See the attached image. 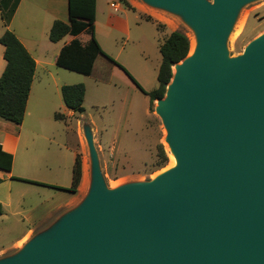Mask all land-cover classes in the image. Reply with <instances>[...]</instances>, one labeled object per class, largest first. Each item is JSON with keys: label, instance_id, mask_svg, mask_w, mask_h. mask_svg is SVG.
Instances as JSON below:
<instances>
[{"label": "water", "instance_id": "95a60500", "mask_svg": "<svg viewBox=\"0 0 264 264\" xmlns=\"http://www.w3.org/2000/svg\"><path fill=\"white\" fill-rule=\"evenodd\" d=\"M141 1L195 35L155 106L176 164L111 188L85 123L87 192L0 264H264V32L228 50L257 0Z\"/></svg>", "mask_w": 264, "mask_h": 264}, {"label": "rangeland", "instance_id": "374dc122", "mask_svg": "<svg viewBox=\"0 0 264 264\" xmlns=\"http://www.w3.org/2000/svg\"><path fill=\"white\" fill-rule=\"evenodd\" d=\"M134 1L148 11L149 14H146V17L154 19L161 26L159 27L153 21H147L141 13L130 9L123 2L98 0L94 24L95 36L110 55L113 57L119 55L118 61L126 64L131 62L133 64L129 65L131 69L134 70V66L137 68H142V65L147 66L145 74L150 83L142 80V84L146 90L151 91L158 85V60L161 59L159 46L166 37L160 18L166 16L179 22V29L190 39L189 54L195 35L176 16L150 8L141 0ZM111 2H120L122 10L116 11L111 7ZM17 19L13 23L15 28H17ZM138 21L142 23V26L137 25ZM121 23L126 27H121ZM30 25L31 31L28 33L33 36L35 42L46 44L50 41V25L47 18L36 15L32 18ZM4 30L0 14V34ZM263 32L264 0H257L244 6L240 11L228 39V50L231 56L242 53L245 46ZM142 36L145 37L143 41L140 40ZM90 39L91 32L84 31L81 40L85 42ZM2 49L3 46L0 44L1 59ZM51 53V51L47 52L45 56H50ZM60 69L67 75V81L70 84H85V112L77 113L75 117L64 114L65 118L61 119L62 122L54 124L55 126H53L55 121L52 120L51 112L44 113V116H48L52 122L51 130L55 134L57 143L67 144L77 151L79 149L84 166V181L86 158L89 157L83 130L85 123H90L93 127L102 171L109 187L114 188L133 181H147L171 167L170 161L173 155L165 141L166 130L155 112L156 101L151 106L149 97L141 90L130 89L123 83L117 82L115 78L112 82L101 83L85 74L63 67ZM61 102L63 103V99ZM31 104H35V100ZM45 105L48 103L45 102ZM54 108L57 109V107ZM57 112L62 113L60 109H57ZM45 142L49 145L48 140ZM159 145H163L168 155V161L163 167H158ZM20 187H26V185L8 178L0 183V201L5 205L4 213L0 215V257L16 252L30 238L48 226L47 223L40 222L41 215L47 210L42 193H22ZM31 226L34 229L29 231Z\"/></svg>", "mask_w": 264, "mask_h": 264}, {"label": "crops", "instance_id": "0c3cea01", "mask_svg": "<svg viewBox=\"0 0 264 264\" xmlns=\"http://www.w3.org/2000/svg\"><path fill=\"white\" fill-rule=\"evenodd\" d=\"M13 1L14 0H10L8 5H11ZM126 1L130 5L127 6L123 2L127 7L141 13L147 21L150 20L157 23L154 19L146 17V14L149 13L146 9L141 7L142 5L140 3H136L134 0ZM120 2H116L118 6L117 8H114L116 11L122 10ZM36 15H43L47 18L50 29L55 20L69 22V0H19L9 24L6 27L4 26L5 30L9 29L17 35L34 57L36 61V69L23 122L21 124H16L0 117V144L4 151L13 155V166L11 171L0 169V178L2 180L8 178L16 180L21 184H25L26 187H20L22 193H42L44 197L43 201L47 205V210L41 215L40 222L49 225L63 212L77 205L85 194L84 166L77 192L66 190L72 184L73 167L76 156L80 153L79 149L77 151L76 149L67 146V144L57 143L55 140V134L52 132L51 128L55 126L54 124H57V122H62V120L55 118L57 109H60L62 114H65L68 117L76 116V113L67 108L64 100L63 103L61 102L63 99L61 88L63 85L70 84V82L67 81V75L60 71V68L62 67L57 65L58 55L62 47L69 44L74 38L79 39L84 45L87 44L89 40H86L85 42L81 40V37L84 34V32H82L77 36L66 35L58 42H52L50 40L46 44H39L35 42L36 40L33 39V36L28 33L31 31L30 23L32 18H35ZM16 18H18L17 28L13 27ZM110 19H112V17H110ZM160 20L162 21V30L165 31L166 37L171 32L180 30L179 22L175 19L163 16ZM137 25L142 26V23L138 21ZM121 27L126 26L121 23ZM142 39H145V37L142 36L140 40L143 41ZM4 50L5 48L3 46V56L2 59L0 58V77L7 63L4 59ZM50 51L52 52L50 56H45V54ZM118 57L119 55L114 58L117 60ZM161 61L162 55L161 59L158 60V72ZM118 62L128 70L142 87H144L142 80L150 83L145 74V71L148 69L147 66L142 65V68L134 66L133 70L129 67V65H133L131 62H128L129 64L120 61ZM155 70L157 71V67ZM114 78L117 82L123 83L130 89H139L126 72L119 66L113 68L111 80L109 82H112ZM158 85L155 88H157ZM155 88H153V90ZM33 100H35V104H31ZM45 102H47L48 105H45ZM54 107H57V109ZM50 112L52 113V120L55 121L53 126L48 116H44V113L50 114ZM30 117L31 119H27ZM45 140L49 141V145L46 144ZM19 179H25V181ZM26 180L33 182H28ZM2 204L4 207V203ZM32 229H34L33 226L29 228V231Z\"/></svg>", "mask_w": 264, "mask_h": 264}, {"label": "trees", "instance_id": "16d2710c", "mask_svg": "<svg viewBox=\"0 0 264 264\" xmlns=\"http://www.w3.org/2000/svg\"><path fill=\"white\" fill-rule=\"evenodd\" d=\"M18 1L14 0L11 5H8L10 0H0L1 17L5 27L9 24ZM120 1L130 6L126 0ZM96 15L97 0H69V22L55 20L50 29L49 39L52 42H58L66 35L77 36L86 30L91 32V39L84 45L79 39L74 38L69 44L64 45L58 55L57 65L104 83L111 80L113 68L119 66L132 79L139 90L149 97L152 106L157 99L165 95L166 87L173 75V66L189 54V37L185 32L175 30L163 40L160 45L162 61L157 77L159 85L154 90L147 91L123 65L102 48L95 36ZM158 26L161 25L158 23ZM0 44L5 48L4 59L7 62L0 77V117L21 124L26 114L36 61L17 35L9 29H6L0 36ZM61 93L67 108L76 114L85 112L86 86L84 83L63 85ZM55 118L61 120L65 118V115L56 112ZM158 155L160 159L158 167H163L168 161V155L163 145H159ZM12 166L13 155L4 151L0 144V169L11 171ZM82 169V155L78 153L73 167L72 184L66 190L77 192L82 178ZM19 180L25 181V179ZM2 181L0 178V183ZM3 213L4 207L0 201V215Z\"/></svg>", "mask_w": 264, "mask_h": 264}, {"label": "bare ground", "instance_id": "6f19581e", "mask_svg": "<svg viewBox=\"0 0 264 264\" xmlns=\"http://www.w3.org/2000/svg\"><path fill=\"white\" fill-rule=\"evenodd\" d=\"M195 45H196V41L194 40L193 44H192L191 53L193 52ZM170 164H171L170 166H173L176 164V160H175L174 156H172ZM90 170H91L90 159L88 157V158H86V177H85V181H84L85 193L87 192L89 185H90V179H91V173H90L91 171Z\"/></svg>", "mask_w": 264, "mask_h": 264}, {"label": "built area", "instance_id": "2783aa9c", "mask_svg": "<svg viewBox=\"0 0 264 264\" xmlns=\"http://www.w3.org/2000/svg\"><path fill=\"white\" fill-rule=\"evenodd\" d=\"M111 6H112L113 8H117V7H118L116 2H112V3H111Z\"/></svg>", "mask_w": 264, "mask_h": 264}]
</instances>
